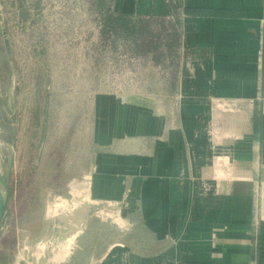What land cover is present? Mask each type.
Wrapping results in <instances>:
<instances>
[{"label":"crops","instance_id":"0c3cea01","mask_svg":"<svg viewBox=\"0 0 264 264\" xmlns=\"http://www.w3.org/2000/svg\"><path fill=\"white\" fill-rule=\"evenodd\" d=\"M168 1L201 11L181 17L175 78L150 61V90L92 93L90 164L64 194L87 195L82 213L56 211L52 254L24 245L6 264H264V0Z\"/></svg>","mask_w":264,"mask_h":264},{"label":"rangeland","instance_id":"374dc122","mask_svg":"<svg viewBox=\"0 0 264 264\" xmlns=\"http://www.w3.org/2000/svg\"><path fill=\"white\" fill-rule=\"evenodd\" d=\"M1 1L15 65L10 98L9 72L0 58L1 172L12 150L9 198L0 223V255L8 259L0 256V264H6L24 245L29 258L44 250L52 254L62 244L65 219L47 216V209L57 195L67 198L70 179L90 164L92 93L150 90L157 75L146 67L149 59L130 56L125 42L100 40L94 0ZM46 233L52 242L47 248ZM93 235L85 239L97 237L101 243L110 233L107 228Z\"/></svg>","mask_w":264,"mask_h":264},{"label":"trees","instance_id":"16d2710c","mask_svg":"<svg viewBox=\"0 0 264 264\" xmlns=\"http://www.w3.org/2000/svg\"><path fill=\"white\" fill-rule=\"evenodd\" d=\"M114 0H94L93 5L98 15L101 41L114 42L121 40L128 45L130 56L138 59H149L164 72L170 74L172 80L178 65V48L181 38V17L183 14H198L197 9H177L170 1L165 4L168 13L165 15H141L122 11H114ZM111 38V39H110ZM0 58L4 63L5 54L0 44ZM1 261H7L1 253Z\"/></svg>","mask_w":264,"mask_h":264},{"label":"water","instance_id":"95a60500","mask_svg":"<svg viewBox=\"0 0 264 264\" xmlns=\"http://www.w3.org/2000/svg\"><path fill=\"white\" fill-rule=\"evenodd\" d=\"M0 38H1L3 49H4L5 59L7 63L8 72H9V95L11 98L13 96V92H14L13 90H14V85H15V65H14V59H13V52H12L10 41H9V35H8V31H7L6 23L4 19L3 5H2L1 0H0ZM11 163H12V150L10 149L9 153L6 156V166L2 172L0 171V223L6 212L8 198H9V175H10ZM55 199H60L62 202L59 205L49 207V209L51 208V215H50L51 217L60 216L58 212H56L60 208H63V210L69 209V208H72L75 210V208H77V206H80V204H83V202L86 201L88 197L87 195L85 196V195L80 194V195L71 196L69 199H67V198L62 197L61 195H57ZM68 201H70V204ZM65 218L67 219V216ZM78 230H79L78 228L74 229V232L71 233L73 234L72 240L69 242L71 245L74 244V235L77 233ZM49 246L50 244L47 243L46 248ZM27 254H29V252H27Z\"/></svg>","mask_w":264,"mask_h":264},{"label":"bare ground","instance_id":"6f19581e","mask_svg":"<svg viewBox=\"0 0 264 264\" xmlns=\"http://www.w3.org/2000/svg\"><path fill=\"white\" fill-rule=\"evenodd\" d=\"M61 202L62 201L60 199H55L52 203H53V205H58Z\"/></svg>","mask_w":264,"mask_h":264},{"label":"flooded vegetation","instance_id":"af4514ba","mask_svg":"<svg viewBox=\"0 0 264 264\" xmlns=\"http://www.w3.org/2000/svg\"><path fill=\"white\" fill-rule=\"evenodd\" d=\"M9 35V34H8ZM10 41V40H9Z\"/></svg>","mask_w":264,"mask_h":264}]
</instances>
